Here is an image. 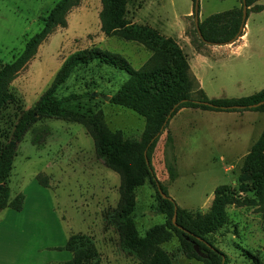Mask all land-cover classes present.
<instances>
[{
  "label": "rangeland",
  "instance_id": "obj_1",
  "mask_svg": "<svg viewBox=\"0 0 264 264\" xmlns=\"http://www.w3.org/2000/svg\"><path fill=\"white\" fill-rule=\"evenodd\" d=\"M57 0H0V70L12 63L25 43L44 26ZM260 11L250 10L246 38L228 44L203 43L194 25L192 0H126L125 21L146 26L176 41L186 56L188 76L208 98L251 95L264 89V0ZM242 5V0H199V21L211 14ZM101 0H79L66 15L65 26H57L38 46L25 67L8 83V99L0 109V149L10 140L20 114L31 108L50 87L65 59L72 53L97 46L123 55L139 69L152 51L120 33L106 36L101 30ZM199 54L204 55L199 64ZM128 74L93 60L76 66L56 90L59 98H77L67 105L79 118L100 112L111 131L140 138L145 120L130 109L112 104L111 97ZM250 111V110H244ZM214 111L183 108L169 121L152 153L157 178L175 203L193 215L206 214L214 190L227 185L241 198L255 193L239 191L244 158L263 130V112ZM173 138L177 177H168L171 157L166 135ZM37 135V142L32 139ZM169 144V143H168ZM170 145V144H169ZM40 175L47 183L37 180ZM7 185L10 197L24 195L19 212L7 215L10 240L8 264H71V253L62 247L72 234L90 236L100 254L99 264H141L122 249L120 236L109 220L121 198V176L97 157L95 142L81 121L41 118L16 146ZM156 191L147 182L135 189L131 213L140 236L165 216L154 212ZM228 223L209 234V239L228 258L227 264H253L250 251L264 264V213L257 206L226 205ZM8 213V214H7ZM176 236L160 244L173 264H204L179 251ZM19 257H18V256ZM18 257V261L13 259Z\"/></svg>",
  "mask_w": 264,
  "mask_h": 264
},
{
  "label": "trees",
  "instance_id": "obj_2",
  "mask_svg": "<svg viewBox=\"0 0 264 264\" xmlns=\"http://www.w3.org/2000/svg\"><path fill=\"white\" fill-rule=\"evenodd\" d=\"M196 1L199 0H192L193 8ZM256 1L246 0V18L250 10L263 9ZM78 3L79 0H57L52 12L42 18L44 23L42 30L25 43L21 54L12 63L0 70V109L9 97L8 83L34 57L38 46L52 30L57 26H65L67 13ZM101 3L99 19L103 34L111 36L120 33L126 40L144 44L152 54L139 69L133 68L123 55L97 46L78 50L65 59L50 87L31 108L20 114L9 142L0 149V210L11 208L20 211L23 208L24 195L18 193L11 198L7 181L16 146L27 131L41 118L79 120L94 139L97 157L107 168L121 176V198L116 209L110 212L109 220L118 231L125 252L134 255L141 264H173L172 256L164 251L160 244L176 236L180 242L179 251L187 258L200 260L204 264H227V256L209 239V234L227 225L229 218L225 210L226 205H255L258 211L264 213V126L246 154L239 175V191L254 192L255 197L235 196L227 185H220L214 190L212 206L204 215L199 213L193 215L170 198L165 185L155 174L152 153L169 121L179 110L183 108L227 112L250 110L264 113V103L256 105L264 101V89L239 98H208L199 88L196 78L195 80L189 78L186 56L175 40L166 38L146 26L126 23L124 11L126 0H101ZM241 21L242 5L211 14L199 21L204 41L198 37L203 43L216 45L233 43L243 35V29L240 31ZM195 31L197 33L196 29ZM93 60L128 74V78L109 101L132 110L145 120L140 138L125 137L121 131H111L100 112L91 114L88 118L77 117L67 109V105L75 100L77 95L70 94L63 98L56 95L57 88L64 83L76 66ZM37 138V135L34 136L32 141L37 142ZM172 143L173 138L168 133L166 149L170 146L171 157L166 167L168 177L173 181L178 173ZM37 180L47 186L39 174ZM145 182L155 188L157 201L154 212L163 214L165 221L154 225L144 236H140L131 213L135 203V189ZM59 249L72 253L71 264H99L100 254L92 238L86 234L70 235ZM246 253L253 259V264H261L258 256L250 251Z\"/></svg>",
  "mask_w": 264,
  "mask_h": 264
},
{
  "label": "crops",
  "instance_id": "obj_3",
  "mask_svg": "<svg viewBox=\"0 0 264 264\" xmlns=\"http://www.w3.org/2000/svg\"><path fill=\"white\" fill-rule=\"evenodd\" d=\"M246 26V23L244 25V28ZM243 28V29H244ZM246 33L247 31H244L243 32V35L240 36L238 39L239 40H242L244 38H246ZM204 58V55L202 54H199V57H197L199 59V64L200 63H203V59ZM194 76L196 77V79L198 80L196 74L193 72ZM199 82V81H198ZM200 84V83H199ZM183 109L179 110V112H181ZM245 112H249V113H252V112H258V111H243L241 112L242 114L245 113ZM24 206V205H23ZM23 209V208H22ZM4 210V209H3ZM13 210V209H12ZM13 211H16V210H13ZM21 211V210H20ZM16 212H19V211H16ZM8 214V213H7ZM9 220H8V216L7 215H4L2 216V218L0 219V264H8V257H9V249H8V244H9V240H10V233H9ZM68 251V250H67ZM70 252V251H69ZM71 253V252H70ZM18 256V255H17ZM19 257V256H18ZM18 257H15L13 259L14 262H17L18 261ZM72 259V253H71V258L69 261H71Z\"/></svg>",
  "mask_w": 264,
  "mask_h": 264
},
{
  "label": "water",
  "instance_id": "obj_4",
  "mask_svg": "<svg viewBox=\"0 0 264 264\" xmlns=\"http://www.w3.org/2000/svg\"><path fill=\"white\" fill-rule=\"evenodd\" d=\"M193 14H194V25H195V28L197 30L198 36L200 37V39L202 41H204L203 37H202V34L200 32V29H199V1L195 2L194 8H193ZM246 14H247L246 0H242V21H241V25H240V31H242L243 26L245 24ZM207 44H209V43H207ZM105 99L109 100L110 97L109 96H105ZM262 103H264V101H262V102H260V103H258L256 105H259V104H262ZM256 105H254V106H256ZM0 187H1V185H0Z\"/></svg>",
  "mask_w": 264,
  "mask_h": 264
}]
</instances>
